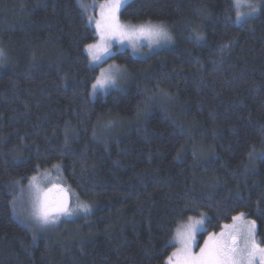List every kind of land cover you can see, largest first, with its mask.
I'll use <instances>...</instances> for the list:
<instances>
[{"label": "trees", "instance_id": "trees-1", "mask_svg": "<svg viewBox=\"0 0 264 264\" xmlns=\"http://www.w3.org/2000/svg\"><path fill=\"white\" fill-rule=\"evenodd\" d=\"M120 18L167 25L173 46L116 52L131 81L93 98L78 0H0V264H165L203 214L199 243L243 213L264 246V11L237 24L233 0H131ZM56 166L89 211L28 229L13 203Z\"/></svg>", "mask_w": 264, "mask_h": 264}, {"label": "rangeland", "instance_id": "rangeland-1", "mask_svg": "<svg viewBox=\"0 0 264 264\" xmlns=\"http://www.w3.org/2000/svg\"><path fill=\"white\" fill-rule=\"evenodd\" d=\"M131 0H129L130 2ZM106 0H80L79 4L83 8L86 15H88V22L95 29L97 40L95 44L100 43V34L96 29V22L102 20L101 17V5H104ZM249 3H256V0H233L234 7L236 9L237 14L239 13L241 19L236 22L237 24L244 22L247 19H250L251 16L247 15L250 12V8L248 7ZM125 7V6H124ZM123 7V8H124ZM121 8L120 11L123 9ZM120 11L117 13L118 21L120 24L128 26L129 29L138 28L141 25H154V26H163V28L169 34L170 39L162 40L157 42L154 37H150L148 35H142L139 32H130L128 35L119 38L108 37L106 40V44L110 46V51L113 53L112 55H108L104 53L102 50L97 54L101 56V60L98 62H93L91 60V56L86 49V54L88 60L90 62V66L94 69L97 68L98 74L93 84L96 83L98 77L104 79L106 76H112L115 80V83H106L102 87L97 85L95 89H93V85L91 87L90 93L91 97H95L97 94L106 95L110 90H122L126 87L128 82L131 81L132 74L129 73L128 69L123 68L119 64L117 65L114 61H110L111 58L116 52L126 50L134 59H147L152 53L161 51L162 49H168L173 46L175 35L173 34V30H171L167 25L161 23H142L139 25L125 23L120 18ZM104 45H101V49ZM96 50H94L95 52ZM6 53L0 49V65L5 63ZM103 73V75H102ZM170 96L167 93H157L153 100L154 102L166 101L171 102ZM172 107L176 108V105L173 103ZM147 107H145L139 114L138 118H142L147 111ZM104 130L110 131L113 129H117L121 125H119L118 120L109 119L100 124ZM125 125V124H124ZM200 155L205 156L202 150L200 151ZM207 157V156H206ZM206 159V158H204ZM60 167V166H59ZM58 166L46 169L45 171H39L37 175L27 181L24 184L23 188L20 189L17 194V198L13 203L14 213L13 218L18 219L24 226L28 229H33L35 231H42V233H49L53 230L55 225H57L61 221H69L70 218H75L80 214H84V212L80 209V205H85L84 203H79L76 199L75 194L71 190L68 184H66L63 173L61 172ZM54 189H58V192L55 194ZM51 190V191H49ZM45 194H47L48 198H67V205L69 210L72 212L71 215L59 214L54 222L48 224H41L39 222V213L41 211V204L44 200ZM1 209H0V218H1ZM203 220L202 224L197 225L196 221ZM251 220H246L241 217L240 219L234 220L232 223L226 225L227 227L223 228L221 231L215 233L213 236L221 239L223 242H226L230 246H235L238 250L245 249L246 241L249 240V230L251 228ZM190 226L195 227V231L190 230ZM205 230V217L204 214L200 217L192 218V220L186 222L181 226V228L177 231L174 244L176 248L172 251L169 258H171V264H183L184 258V244L181 241L180 233H183V238L187 239L189 236L194 237L195 243L191 245V252L193 254H198L200 249L205 246V241L209 239L210 234L205 235L204 239L199 243V235L204 233ZM221 233L224 235L221 237ZM255 240L256 233H255ZM260 247H264L257 241ZM249 248L251 247L250 243L247 245ZM169 258L166 260L165 264H169ZM243 264H249L248 259L246 258V253L243 258ZM251 264H260V257L257 255L252 261Z\"/></svg>", "mask_w": 264, "mask_h": 264}, {"label": "snow or ice", "instance_id": "snow-or-ice-1", "mask_svg": "<svg viewBox=\"0 0 264 264\" xmlns=\"http://www.w3.org/2000/svg\"><path fill=\"white\" fill-rule=\"evenodd\" d=\"M128 3L129 0H106V3L104 5H101L102 20L96 22V29L100 34V43L95 45H86V49L89 52L91 60L93 62H98L101 60V56L97 54L101 50L108 55L113 54L110 51V46L105 43L108 37L122 38L128 35L130 32H139L142 35L154 37L157 42L170 39L169 34L163 28V26H154L149 24L141 25L138 28L129 29L128 26L120 24L118 21L117 13ZM248 7L250 8V12L247 14L249 16L254 15L260 11H264V0H256V3H249ZM240 19L241 16L238 13L237 21H239ZM197 39H202V37L198 36ZM101 45H104L102 49ZM94 50L96 51L94 52ZM106 83L114 84L115 80L112 76H106L104 79L98 77L96 83L93 84V89H95L97 85L102 87ZM79 207L84 212L89 211L87 205H80ZM59 214H72L67 205V198H62L55 203L54 207H51L47 199V194H45L44 200L41 204V211L39 213V222L45 225L54 222ZM242 216H244L243 213L240 214V217H233V220L240 219ZM202 223L203 220L196 221L197 225ZM190 230L194 232L195 227L190 226ZM255 233L256 223L255 221H252L251 228L249 230V240L246 241V246L243 250H238L235 246H230L226 242H223L221 239L210 235L209 239L205 241V246L200 249V252L198 254H193L191 252V245L195 243L194 237L189 236L187 239H184L183 233H180L179 235L181 237L182 243L184 244L183 251L185 253L183 264H243L245 253L249 264H251V261L257 255H259L260 257V264H264V247H260L255 240ZM220 235L222 237L224 234L221 233ZM248 243H250L251 245L250 248L247 246ZM169 264H171V258H169Z\"/></svg>", "mask_w": 264, "mask_h": 264}, {"label": "flooded vegetation", "instance_id": "flooded-vegetation-1", "mask_svg": "<svg viewBox=\"0 0 264 264\" xmlns=\"http://www.w3.org/2000/svg\"><path fill=\"white\" fill-rule=\"evenodd\" d=\"M56 189H54V193L56 194ZM57 198H48L49 204L51 207H54L55 203L58 202L59 200H61L62 198H59L58 200H56Z\"/></svg>", "mask_w": 264, "mask_h": 264}]
</instances>
